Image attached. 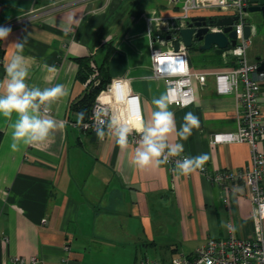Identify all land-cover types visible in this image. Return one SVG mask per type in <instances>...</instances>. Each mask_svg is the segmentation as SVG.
<instances>
[{
	"label": "crops",
	"instance_id": "obj_1",
	"mask_svg": "<svg viewBox=\"0 0 264 264\" xmlns=\"http://www.w3.org/2000/svg\"><path fill=\"white\" fill-rule=\"evenodd\" d=\"M180 5L170 0H0V28L10 29L0 39L1 83L16 44H23L29 86L59 83L68 92L50 106V114L65 127L47 150L21 145L13 151L9 121L0 116V263L10 264L16 255L23 264H138L153 254L154 264H171L208 238L229 232L253 237L246 187L211 180L216 170L250 161L248 143L210 141L213 134L237 128L236 95L218 93L210 73L232 65L194 63L186 49L191 69L208 73L192 77L191 104H169L177 129L186 113L199 118L200 126L187 140L172 133L169 143L183 144L186 156L207 155V175L198 170L181 175L167 163L139 168L131 163L138 142L121 149L110 132L99 139L96 131L76 125L80 111L73 105L86 91L77 78L78 59L89 57V63L100 65L108 42L110 79L127 77L139 95L142 117L151 118L152 100L165 95V84L151 75L147 18L175 15ZM162 25L154 23L153 32ZM153 44L166 49L174 42ZM249 49L250 61L264 58L263 47ZM258 102L264 116V80ZM258 145L264 152V141Z\"/></svg>",
	"mask_w": 264,
	"mask_h": 264
},
{
	"label": "built area",
	"instance_id": "obj_2",
	"mask_svg": "<svg viewBox=\"0 0 264 264\" xmlns=\"http://www.w3.org/2000/svg\"><path fill=\"white\" fill-rule=\"evenodd\" d=\"M172 4L181 2L179 11L172 16L152 15L147 18V35L150 40L151 75L162 79L165 84V95L170 96L171 103L186 106L194 101L192 77L201 78L206 71L193 70L190 67L186 48L162 49L155 43L174 42L178 38V29L185 26L191 16L207 18L224 15H237L233 23L236 42L228 45L222 55L233 57L234 64L225 69L213 70L218 93L234 92L239 107L237 128L233 132L213 134L210 141L246 142L250 146V161L245 167L237 169H219L211 180L219 186L229 182H241L246 187L248 199L253 205V237L240 238L229 232L226 237L208 238L197 247L193 254H181L171 260V264H264V152L258 142L264 141V116L258 102L260 84L264 80V69L256 61H250L247 49L251 43L250 35L244 38L243 29L247 21L245 8L249 0H170ZM210 11V12H209ZM196 13V14H195ZM157 26L153 32V24ZM215 30L216 27H211ZM166 35L170 38L166 41ZM96 72L92 74L95 76ZM98 82L93 79V84ZM1 83V81H0ZM98 117V118H97ZM142 117L139 95L132 91L127 77L113 78L99 92L92 103L89 114L78 123L84 131H95L103 121L105 133H109L108 124L116 120L133 128L128 141L139 142L140 135L134 126ZM180 157H171L167 164L174 165ZM207 175L205 164L197 169ZM44 221V220H42ZM230 230V228H229ZM35 260L34 258H32ZM20 256H12L10 264H23ZM148 257L139 259L138 264H154ZM2 264V263H0Z\"/></svg>",
	"mask_w": 264,
	"mask_h": 264
},
{
	"label": "clouds",
	"instance_id": "obj_3",
	"mask_svg": "<svg viewBox=\"0 0 264 264\" xmlns=\"http://www.w3.org/2000/svg\"><path fill=\"white\" fill-rule=\"evenodd\" d=\"M10 29L0 28V39H4ZM23 44H16V51L12 54L5 68L6 79L0 83V116L9 121L11 128L13 151H19L21 145L35 146L40 150H47L55 140V135L65 127L64 121H59L50 114V106L58 99L65 97L68 92L63 84H54L51 87L41 89L38 86H29L26 82L29 75V65L22 55ZM171 98L161 95L154 98L152 104L155 110L151 118L145 120L139 117L134 126L140 139L135 148L131 163L139 168L152 165L160 166L169 161L171 157H180L184 151L183 144L169 143V135L174 133L178 140H187L194 128L200 126L199 118L192 112L183 117V123L179 129L176 127L175 114L169 110ZM15 119L13 120V114ZM84 113L78 114V123L83 121ZM98 118V117H97ZM103 121L95 131L99 139L105 136ZM110 134L115 138L116 144L121 149L128 147V137L133 128L127 124H119L113 120L108 124ZM208 156H184L175 164V171L181 175L203 169ZM211 264V262H209Z\"/></svg>",
	"mask_w": 264,
	"mask_h": 264
},
{
	"label": "water",
	"instance_id": "obj_4",
	"mask_svg": "<svg viewBox=\"0 0 264 264\" xmlns=\"http://www.w3.org/2000/svg\"><path fill=\"white\" fill-rule=\"evenodd\" d=\"M255 4H251L245 8L247 13H252L255 10L261 11L264 14V0H250ZM237 19V15H224L207 18V16H191L178 29V38L174 40L173 49L178 50L182 46L186 49L196 44L198 49L205 50L212 46L224 49L228 45L233 46L236 42V34L233 28V23ZM216 27L213 30L211 27ZM251 34L250 23L247 22L243 29L244 38H248ZM167 39L170 35L166 36ZM258 67L264 69V58L256 56Z\"/></svg>",
	"mask_w": 264,
	"mask_h": 264
},
{
	"label": "trees",
	"instance_id": "obj_5",
	"mask_svg": "<svg viewBox=\"0 0 264 264\" xmlns=\"http://www.w3.org/2000/svg\"><path fill=\"white\" fill-rule=\"evenodd\" d=\"M167 36V35H166ZM107 50L104 55V60L100 65L89 63V57L78 59L77 78L86 83V91L83 96L74 103L73 107L84 113L83 119L89 114L92 103L96 99L99 92L110 82V77L107 72L106 62L111 51L110 43L105 44ZM110 47V48H108ZM191 47H197L196 44ZM189 49V48H188ZM226 49H221L223 53ZM223 56V55H222ZM224 66L233 65L235 62L233 57L223 56ZM96 72L95 76L92 74ZM97 78L98 82L93 84V79ZM2 138V132L0 131V139Z\"/></svg>",
	"mask_w": 264,
	"mask_h": 264
},
{
	"label": "rangeland",
	"instance_id": "obj_6",
	"mask_svg": "<svg viewBox=\"0 0 264 264\" xmlns=\"http://www.w3.org/2000/svg\"><path fill=\"white\" fill-rule=\"evenodd\" d=\"M250 15L253 16L251 19H249L251 25L253 26V30L251 31L250 34L251 44L249 50L256 49L259 46L263 47L264 49V19L256 20L255 15L253 14ZM188 51L190 54L189 57L191 61L194 63L201 61L203 63H206L207 67L224 66L221 49L217 48L216 46H212L211 48L205 50L198 49L197 47H190ZM150 255L151 256L148 257L150 260L157 261V256L153 254Z\"/></svg>",
	"mask_w": 264,
	"mask_h": 264
},
{
	"label": "flooded vegetation",
	"instance_id": "obj_7",
	"mask_svg": "<svg viewBox=\"0 0 264 264\" xmlns=\"http://www.w3.org/2000/svg\"><path fill=\"white\" fill-rule=\"evenodd\" d=\"M253 5V4H255V3H253V2H251L250 0H249V2H248V4H247V6H249V5ZM251 14H253V15H255V19L256 20H263L264 19V14H262L261 13V11H259V10H255L254 12H252Z\"/></svg>",
	"mask_w": 264,
	"mask_h": 264
}]
</instances>
